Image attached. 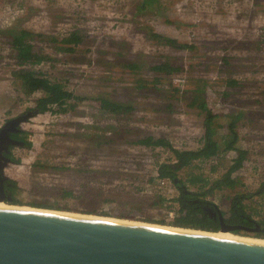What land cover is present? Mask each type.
<instances>
[{
  "label": "rangeland",
  "instance_id": "374dc122",
  "mask_svg": "<svg viewBox=\"0 0 264 264\" xmlns=\"http://www.w3.org/2000/svg\"><path fill=\"white\" fill-rule=\"evenodd\" d=\"M11 28L33 33L31 44L45 57L24 68L68 93L19 124L27 145L13 149L16 162L5 171L16 184L14 206L55 203L59 208L45 210L176 228L163 218L178 191L170 184L162 191L154 180L156 165L173 159L170 150L126 141L162 137L176 150L197 152L203 115L189 104L201 86L219 116L218 143L234 122L247 159L232 175L235 189L219 182L235 152L192 161L177 179L223 212L231 197L242 196L243 211L264 221V0H0V127L46 95L28 94L13 75L20 68L4 34ZM71 33L79 43L71 53L59 51ZM150 34L189 49L164 46ZM179 67V74L168 73ZM106 170L114 176L104 178ZM191 176L205 181L190 184ZM154 190L165 197L158 206L151 205Z\"/></svg>",
  "mask_w": 264,
  "mask_h": 264
},
{
  "label": "water",
  "instance_id": "95a60500",
  "mask_svg": "<svg viewBox=\"0 0 264 264\" xmlns=\"http://www.w3.org/2000/svg\"><path fill=\"white\" fill-rule=\"evenodd\" d=\"M34 114L11 121L19 125ZM49 211L0 207V264H264L261 242ZM217 212L218 232L239 228Z\"/></svg>",
  "mask_w": 264,
  "mask_h": 264
},
{
  "label": "trees",
  "instance_id": "16d2710c",
  "mask_svg": "<svg viewBox=\"0 0 264 264\" xmlns=\"http://www.w3.org/2000/svg\"><path fill=\"white\" fill-rule=\"evenodd\" d=\"M4 34L8 35V43L15 52L13 59L20 68L16 70L13 75L21 81L23 88L28 94H33L38 91H42L46 94L45 97L39 99L37 102L39 112H47L53 105L62 104L64 98L68 99V93L64 90L63 85L57 82H51L41 72H35L30 68H24L26 65L40 64L45 60V57L41 55V51H35L34 45L31 44V40L34 37L33 33L19 28H11L7 29ZM149 38H152L156 42L173 49H189L187 44H180L177 40L166 36L150 34ZM78 43L79 37L77 36V33H71L68 39H64L63 42H60L61 46L58 50L63 53H71L73 52V49L70 46ZM152 70H156V68ZM182 70L183 68L181 67L169 68L168 73L171 72V74H179ZM156 80L157 79H154V81ZM231 83L233 82L231 81ZM200 87L201 86H198L192 91V96L190 97L191 103L189 104L190 108L196 109L200 115H203L202 147L197 152L176 150L168 141H166V139L162 137L155 138L153 136H144L139 137L134 141L127 140L126 144L147 148L151 151L156 148H167L170 150L173 159H169L168 161L156 165V173L158 174V179L167 180L170 185L178 191L177 196L173 199V201L177 202L179 207L177 216L171 224L173 227L206 232H218L220 230L221 220L216 210L217 206L212 202L199 198V195L195 193L188 192L186 185H184L181 180L177 179V173L182 168L188 167L192 161L198 159H209L217 156L220 152H235L236 157L232 160L227 172L219 181L220 183H223L226 188L235 189L237 183L232 178V175L243 166V162L247 159V152L237 147L238 134L235 130L234 122L227 123V132L219 138L221 140V144L218 143L215 138L217 134L215 125H218L217 117L219 116L217 115L218 113H214L209 110L208 102L204 97V90ZM113 110L116 112L119 111L117 108H114ZM37 167L39 169L45 168L42 165H37ZM104 174V178L108 179L114 176V174L111 175V172L108 170H106ZM108 179H99L101 182L99 185L108 183ZM154 180H156L155 177ZM188 180L190 184L205 181L201 177L196 176H191ZM8 184H10V186L4 188L6 189V192L9 193V195L5 197V203L8 205L20 204L15 198H13L12 195V193L16 190L15 182L8 181ZM88 185L89 184L85 186ZM202 195H206V193H203ZM152 196V206H158L165 200V197L156 190L153 191ZM87 202L90 204V200ZM241 202L242 196L235 195L231 197V205L228 212H223L218 209L222 216L223 223L230 227H239L232 230V234L264 240V221L253 220L245 213V211H243ZM32 206L45 209L59 208L55 205V203L45 205L35 204ZM209 211H211L213 215ZM158 224L165 225L163 221H159ZM256 227L259 228V231L257 232H248L245 230L255 229Z\"/></svg>",
  "mask_w": 264,
  "mask_h": 264
},
{
  "label": "flooded vegetation",
  "instance_id": "af4514ba",
  "mask_svg": "<svg viewBox=\"0 0 264 264\" xmlns=\"http://www.w3.org/2000/svg\"><path fill=\"white\" fill-rule=\"evenodd\" d=\"M34 110H38V108L28 109L26 112ZM4 124L0 127V196L5 199L9 193H7L4 188L10 186L8 181H11L5 171L8 166L13 165L16 162L13 157V149L16 147L24 148L26 147L27 142L20 125H16L11 121L6 130L3 131ZM217 209L218 208L216 207V210Z\"/></svg>",
  "mask_w": 264,
  "mask_h": 264
},
{
  "label": "bare ground",
  "instance_id": "6f19581e",
  "mask_svg": "<svg viewBox=\"0 0 264 264\" xmlns=\"http://www.w3.org/2000/svg\"><path fill=\"white\" fill-rule=\"evenodd\" d=\"M0 207H5V208L14 207V208H20V209H25V210H36L35 208H27V207H19V206H14V205H6V204H4L2 202L0 203ZM49 212L60 213L58 211L57 212L56 211H49ZM62 214L75 215V216H81L82 215V214H75V213H68V212H64V213L62 212ZM85 216L86 215H84V217ZM87 216L91 217V218H98V219L109 220V221H120V222H123V223L126 222V223H131V224H136V225H143V226H150V227H157V228H164V229H173V230L193 232V233H199L200 232L198 230H193V229H186L185 230V229H181V228H170V227H166V226L145 224V223H142V222L131 221V220H119V219H116V218H107V217H99V216H92V215H87ZM204 234L264 243L263 239L250 238V237H240V236L231 235V233L217 232V233H214V234H210V233H204Z\"/></svg>",
  "mask_w": 264,
  "mask_h": 264
},
{
  "label": "built area",
  "instance_id": "2783aa9c",
  "mask_svg": "<svg viewBox=\"0 0 264 264\" xmlns=\"http://www.w3.org/2000/svg\"><path fill=\"white\" fill-rule=\"evenodd\" d=\"M154 177L156 179L158 188L162 191H164V189L166 188V186H168V184H170L167 180H162V179H158V174L154 173ZM168 208L165 209L164 211V221L166 224H171L173 223V221L175 220L176 216H177V211H178V204L177 202L173 201V202H169L168 203Z\"/></svg>",
  "mask_w": 264,
  "mask_h": 264
}]
</instances>
